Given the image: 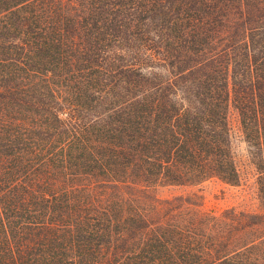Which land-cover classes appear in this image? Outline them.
<instances>
[{"label": "trees", "instance_id": "obj_1", "mask_svg": "<svg viewBox=\"0 0 264 264\" xmlns=\"http://www.w3.org/2000/svg\"><path fill=\"white\" fill-rule=\"evenodd\" d=\"M264 0H0V264H264ZM194 200H193V199Z\"/></svg>", "mask_w": 264, "mask_h": 264}, {"label": "rangeland", "instance_id": "obj_2", "mask_svg": "<svg viewBox=\"0 0 264 264\" xmlns=\"http://www.w3.org/2000/svg\"><path fill=\"white\" fill-rule=\"evenodd\" d=\"M228 125L239 173L238 184L228 185L217 179H210L195 186H162L154 191L156 198L164 200L178 195H188L195 197V202H198L203 209L221 211L233 208L249 213H264V201L258 196L257 172L248 154L235 111H229Z\"/></svg>", "mask_w": 264, "mask_h": 264}]
</instances>
